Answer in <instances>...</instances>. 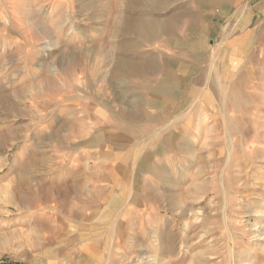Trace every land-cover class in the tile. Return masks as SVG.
I'll use <instances>...</instances> for the list:
<instances>
[{"label": "rangeland", "instance_id": "rangeland-1", "mask_svg": "<svg viewBox=\"0 0 264 264\" xmlns=\"http://www.w3.org/2000/svg\"><path fill=\"white\" fill-rule=\"evenodd\" d=\"M127 2L0 0V264H264V19L244 47L224 54L226 67L211 69L200 85L206 100H181L182 112L195 102L193 112L163 131L154 161L135 171L134 144L115 145L120 174L133 176L131 196L117 205L114 189L107 205L108 188L52 187L63 150L100 127H134L119 88H135L129 59L151 47L131 35L141 4ZM248 2L240 14L252 8L262 18L257 0ZM170 10L150 12L144 25L160 17L184 33ZM225 15L227 37L241 33L235 9ZM175 47L165 54L179 59ZM73 99L79 109L70 111ZM142 126L135 135L150 141L151 123ZM97 146L102 154L105 143ZM109 174L99 168L93 178L110 183Z\"/></svg>", "mask_w": 264, "mask_h": 264}, {"label": "crops", "instance_id": "crops-1", "mask_svg": "<svg viewBox=\"0 0 264 264\" xmlns=\"http://www.w3.org/2000/svg\"><path fill=\"white\" fill-rule=\"evenodd\" d=\"M127 1H134L135 5L136 2L141 4L139 18L133 17L139 19L141 24L130 31L133 32L131 35L138 36L140 41L151 47L149 50V48H144L145 45H142L141 48L135 50L127 65L126 73L131 80L126 81H131L136 86L137 84L140 86H135L134 88L128 85L119 88V92L122 91L123 93V99L130 101L131 105H133V113L130 115L129 121L134 127L125 125L124 128L120 129L116 126V129H120L116 130L112 126H105L87 133L84 139H80L81 144L79 143L75 147L63 150V155L68 158V160L63 159L66 164L59 168L58 173H51L54 175H50L54 183L52 187L55 188L62 189L64 186L66 188L71 185H81L83 188L88 186L92 190L108 188V192L101 199L103 203L110 199L114 189H118L119 191L113 195V199L117 200V205L119 202H123V198L126 199L131 196V194L126 195L125 191L129 189V186H132L133 176L130 174L129 179L127 178V181H125V178L120 174L122 173L124 161L113 159V153L117 152L115 148L123 149L124 142L134 144L135 150L129 155L133 170L143 161L145 162L149 159L154 161L157 158V151L161 153L164 151L165 144L158 142L159 139L162 140L163 131L176 130L173 127L174 122L179 119H184L183 121H185L186 118H189V112L191 113L194 108L195 102H193V106L191 105V111L182 112L181 109L184 103L182 104L181 100L183 98L187 100H206L209 90L201 88L200 85L208 83L207 78L213 71L211 69L226 67L227 63L222 59L224 54H227L229 50L239 51L244 47L248 43L249 38L253 36L254 29L261 24L260 19L262 21L264 19V0H257L258 10L262 13V18L254 15L252 8L246 9L244 14H240V7L244 3H249L248 1L250 0H124V3H128ZM171 5L174 7H171ZM169 8H171V13L174 12L173 17L172 15L169 17L174 20L172 25L176 24L174 27L185 29L184 33H179L176 36L174 31H170L167 28L164 29V25L159 22L158 19L160 17L158 16L155 23L150 24V26L144 25V18L150 19L154 17L150 12H154L157 15L160 12L167 11ZM233 8L235 9L237 20H240L238 17L241 16L239 25L240 29L243 28V30L241 33H236L239 35L233 34L227 37L226 32L229 25H223L221 21L226 16L225 14ZM236 9L238 10L236 11ZM145 12H148L146 13L148 15H145ZM181 18L185 19L179 22ZM126 26L127 24H125ZM153 34H155L156 38H151ZM154 44L155 48L153 47ZM135 45L136 43L134 42L132 46L134 47ZM172 45L176 46L174 49L176 50L175 52H179V59L165 54V49H169ZM181 53L185 54L184 57ZM208 54H211V58H208ZM217 74L219 75L220 73L218 72ZM205 76H207L206 79ZM185 84L191 87L187 94L182 89V85ZM194 92L199 93L195 95L193 94ZM164 99H167V102H164ZM173 101H176L175 105ZM67 102L66 106L70 107L69 109L67 108L68 110L71 111L73 106L76 107L73 109L74 111L79 109L77 100L74 101L73 99ZM163 116L172 117V122L167 124H164V121L161 123L162 120L158 122L159 117ZM76 120L80 122L79 119ZM140 123L143 126L151 123L152 128L148 131L147 129L142 130L153 132V138L150 141L146 140V137L143 139L141 134L135 135L138 132ZM109 132L112 135L111 138H104V134ZM103 142L106 148L100 154L97 144ZM151 146L154 148V156L156 157H153L154 152H150L151 148L148 149ZM147 153L150 154L149 157ZM142 154L145 156L144 158H142ZM111 163L113 164L111 165ZM99 168H108L110 172L109 184L93 178L99 172ZM133 170L132 174L136 171L133 172ZM88 173L92 177L88 176ZM124 173L126 175L128 172L124 171ZM94 203L99 204V202ZM106 204L108 205V203ZM92 205L95 206L97 204ZM81 208L84 211L88 209L84 206ZM129 226H132L131 223ZM162 232L163 234L165 233L164 231Z\"/></svg>", "mask_w": 264, "mask_h": 264}, {"label": "bare ground", "instance_id": "bare-ground-1", "mask_svg": "<svg viewBox=\"0 0 264 264\" xmlns=\"http://www.w3.org/2000/svg\"><path fill=\"white\" fill-rule=\"evenodd\" d=\"M138 30V29H137ZM143 34V33H142ZM158 36V35H157ZM153 37H155L156 38V36H155V34H153L152 36H151V38H153ZM147 40V39H146ZM182 93V92H181ZM184 99V98H183Z\"/></svg>", "mask_w": 264, "mask_h": 264}]
</instances>
